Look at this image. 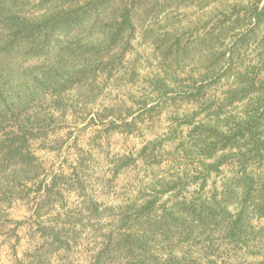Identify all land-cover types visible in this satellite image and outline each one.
Masks as SVG:
<instances>
[{"label":"rangeland","instance_id":"rangeland-1","mask_svg":"<svg viewBox=\"0 0 264 264\" xmlns=\"http://www.w3.org/2000/svg\"><path fill=\"white\" fill-rule=\"evenodd\" d=\"M74 2L17 4H26L24 10L38 17ZM255 2L264 5V0L145 2L134 15L135 31L127 33L130 43L120 48L86 33L66 38L45 62V56L34 57L20 70L5 66L8 58L0 66V76L10 79L15 92L43 70L72 82L64 92L42 89L32 109L38 114L35 120L51 121V129L33 140L51 175H70L81 163L78 182L61 184L66 202L126 203L135 193L139 168L131 164L116 173L114 162L128 155L141 165L138 154L145 146L154 149L158 160L161 155L165 159L162 169L178 154L179 166L187 170L213 163L222 153L251 148L255 140L264 142V21L251 27L243 19ZM215 63L223 69L214 70ZM230 132L235 139L228 149L218 146L215 157L211 150L204 151L214 135L221 138ZM231 162L227 159L221 165L227 175L234 170ZM154 168L163 173L161 165ZM220 177L212 172L208 188L213 189L216 181L219 185ZM8 206L9 222L0 212V264H19L44 237L31 228V203L15 199ZM263 224L264 219L252 220L256 229ZM242 259L257 260L250 255ZM58 260L55 254L54 263ZM85 263L83 259L81 264Z\"/></svg>","mask_w":264,"mask_h":264},{"label":"trees","instance_id":"trees-1","mask_svg":"<svg viewBox=\"0 0 264 264\" xmlns=\"http://www.w3.org/2000/svg\"><path fill=\"white\" fill-rule=\"evenodd\" d=\"M145 2L154 4V0H75L66 8L57 6L31 17L24 10L26 4L0 0V66L8 58L5 66L20 70L28 68L34 57L45 56V62L66 38L86 33L120 48L130 43L127 33L135 31L134 15ZM243 19L251 27L259 25L264 21V5L253 3ZM218 68L217 72L223 69L215 63L214 70ZM49 73L43 70L17 92L10 79L0 76L2 220L9 222L8 204L25 200L33 205L31 228L44 237L19 264H81L83 259L85 264H264V224L259 229L252 225L253 219H264V142L255 140L251 148L222 153L213 163L187 170L180 167L178 154L162 169L165 159L161 155L158 160L154 149L145 146L138 154L141 165L137 157L128 155L114 162L116 173L131 164L139 168L134 198L111 206L93 200L71 205L61 184L78 182L81 163L70 175H51L33 146V140L51 129V121L35 120L34 97L42 89L64 92L72 83ZM223 135H214L204 151L211 150L215 157L218 146L228 149L235 134ZM227 159L234 166L230 175L221 169ZM156 164L163 173L156 171ZM212 172L221 176L220 184L216 181L209 189ZM245 255L257 260L248 263L242 259Z\"/></svg>","mask_w":264,"mask_h":264}]
</instances>
